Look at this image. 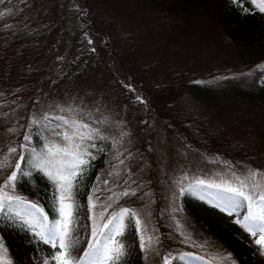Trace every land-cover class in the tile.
<instances>
[{
    "label": "trees",
    "instance_id": "obj_1",
    "mask_svg": "<svg viewBox=\"0 0 264 264\" xmlns=\"http://www.w3.org/2000/svg\"><path fill=\"white\" fill-rule=\"evenodd\" d=\"M110 1L112 0H47L36 10V16L38 14L43 20L40 25L41 36L46 37L48 33L50 36L48 43L39 46L40 52H54L49 62L46 61L47 68L39 71L37 91L39 92L42 87L39 82L41 78L44 84L56 83L53 84L52 92L49 90L44 92V97L50 99L51 95L55 94L58 107L56 106L54 116L49 119L50 128L41 129V135L35 137V142L39 143L35 148L42 149L46 140L60 141L51 129L71 131L72 121L89 124L92 129L99 130V135L93 133L92 139L86 138L80 141L77 138V142L82 143L92 154L91 157H86L89 162L83 166V172L76 179L73 189L75 212L72 239L75 241V247L72 255L77 258V264H89L91 258L84 255L89 251V246H102L108 243V236H114L115 240L125 246L126 255L121 264H147L148 261L152 262L149 260L151 257L159 264H163L166 259L170 260V264H264V254L259 250V246L247 240L249 232L238 224H232L234 227H231L220 220L223 219L220 216L229 215L228 209L233 200V194L226 192L223 187H214L209 183L198 184L194 181L184 188L183 195L185 205L190 209L198 207L209 211L206 212L210 217L206 218L203 224L210 235L220 237L229 247L235 258L229 263L206 255L198 249L190 248L188 244L185 246L179 240L166 239L165 234L161 235L163 241L159 245L162 260L160 262L156 259V254L154 259L148 249H144L143 252L141 248L133 219L134 211L131 209L133 206L116 199L115 192H110L108 195L116 199L108 211L100 210V216L89 211L90 199L95 194L99 177L103 175L102 171L107 165L111 164L116 146L115 135L113 136L108 124L100 123L96 118L103 111L104 104L108 103L112 109L115 108L114 112L123 113L124 122L131 126L136 125L137 134L140 133L138 126H141L144 120L165 121L167 124L166 113H171L168 126H176L180 124V115V119L187 116L197 118L196 110L188 106L190 101L193 100V103L197 101L207 108L212 105L217 106L213 100L217 99L219 102L223 96L228 97V101L235 102L242 111L246 109L245 112H250L255 125L258 118H264V12H261L252 0H235V2L233 0H147L151 10L160 14L166 24L171 22V26H174V23L180 22L185 27L189 25V31L186 33L193 35L195 39L198 33L204 35L203 30H206L207 37L214 36L211 39H217L219 43L221 41L225 44L228 55L223 61L226 65H221L220 69L192 72V69H186L187 61L182 66L180 61L161 66L162 63L165 64L173 59V53L180 44L168 46V43L166 45L162 43L165 49L169 48L166 51H162L161 46L149 47L148 44L145 46L136 44L134 49L128 48L127 42L130 45L135 43H131L129 32L124 28L125 32H117V35L112 36L110 40L106 27L98 25L100 8L108 12L109 8L106 6ZM78 7L81 8L79 10L81 13L77 11ZM108 15L117 18L112 9ZM123 42H126V45H123L124 49L119 44ZM98 48L100 51L96 52ZM160 52L165 60L158 63L154 60V55ZM167 53L172 56H167ZM52 64H54L55 82H51ZM229 71L232 73L227 74ZM107 86H110V90L107 89L108 92L105 94L107 90L104 89ZM112 87L119 89H111ZM163 87L170 89L171 94L176 97H182V101L168 103L164 100L158 103L161 100H156L149 92L158 94ZM136 90L146 93L150 98L149 102H157L158 107L146 103L143 99V103L140 102L139 97L135 99L133 93ZM22 98L19 94L15 96V100L20 99V102ZM244 102L249 104L248 107L244 106ZM183 106L188 107L190 111L185 112ZM22 108L19 104L17 110ZM55 117H64L69 124L65 125L62 120ZM49 120L45 121V124ZM198 121L200 126L204 125L201 118ZM145 129L148 133L152 132V127L148 125ZM184 129H187V125ZM81 131L87 130L82 128ZM225 132L220 135L214 133L208 135L207 140L211 147L203 146L202 149L210 154L219 155L223 161L248 163L257 169L262 167L260 156L245 152L231 139L234 134ZM101 136L105 138L101 139ZM93 144L95 147H91ZM197 146L201 147V145ZM23 157L21 169L32 172V176L21 177L17 190L23 194L19 193V196L25 198L28 204L36 203L42 207L50 221L59 220V214L54 209L55 186L44 175L33 171L29 150L23 154ZM150 159L154 161L153 158ZM129 167H124L120 181L126 178ZM109 170L106 175L110 174ZM100 197L103 202L106 201L103 192ZM222 208L225 210L222 211ZM124 209L128 210V214L121 216ZM17 211L23 216L26 209ZM210 212L215 213V216ZM246 214L247 207L244 202L231 215L243 219ZM9 216L12 219L0 220V234L4 236L5 247L12 257V264H44L46 256L36 244L38 238L27 229L22 219L16 217L15 211L9 213ZM93 218L97 220L94 227ZM121 221L125 226L123 234L115 235V229ZM104 225L108 226L104 227ZM93 233L96 235L93 236Z\"/></svg>",
    "mask_w": 264,
    "mask_h": 264
},
{
    "label": "rangeland",
    "instance_id": "obj_2",
    "mask_svg": "<svg viewBox=\"0 0 264 264\" xmlns=\"http://www.w3.org/2000/svg\"><path fill=\"white\" fill-rule=\"evenodd\" d=\"M46 1L2 0L0 2V13L4 14L0 16V163L12 165V167L0 169V184L3 183L4 176L16 171L14 166L17 163L21 165L20 157L31 147L35 148L39 144L35 142L37 129L31 125L32 119L45 122L54 116L58 107L55 94L51 95L50 99L44 97V92L46 90L52 92L53 84L56 85V83L47 85L41 78L39 82L42 87L39 92L37 91L39 71L47 68V62L54 54V52L41 53L39 48L42 43H48L50 39L49 33L46 37L41 36L40 25L43 20L38 14L36 16V10ZM106 7L109 8L108 12L100 8V24L98 25L106 27L110 40L112 36L117 35V32H125L124 28L129 32L131 43H135L130 45L127 42L128 48L134 49L136 44H141V46L148 44L149 47L161 46L162 51H166L169 49H165L164 45L167 43L168 46L180 44L173 53V59L165 64L162 63L161 66H167L174 61H180V66H182L187 61L186 69H192V72H195L210 71L212 68L226 65L223 60L228 54L224 43L211 39L214 36L207 37L206 30H203L204 35L198 33L195 39L193 35L186 33L189 31V25L185 27L184 24L176 22L174 26H171L170 21L166 24L160 14L151 10L147 0H112ZM111 9L118 19L108 15ZM79 10H81L80 7L77 11L81 13ZM119 44L125 46L126 42ZM99 51L100 48L96 52ZM161 53L154 55V60L158 63L165 60L161 57ZM167 56H172V54L167 53ZM51 68V82H55L54 64ZM109 87L107 86L104 91L110 90ZM107 92L108 90L105 94ZM149 93L156 100H161L158 103L164 100L168 103L182 101V97L178 98L171 94L167 87L159 90L158 94ZM17 94L23 97L21 102L20 99L15 100ZM133 96L135 99L139 97L142 103V99L146 103L150 101L146 93L138 90L133 93ZM228 100V97L223 96L219 102L217 99L213 100L217 106L212 105L207 108L203 104L190 101L188 106L196 110L197 118H201L204 123L202 126L199 125L196 116L180 119V115V124L169 127L171 113H166L167 124L165 121L150 120L152 124L149 120L142 121L143 124L138 126L141 135L135 133L136 125L131 126L128 123V127V124L124 122L123 113L114 112L115 108L112 109L108 103L104 104L103 111L96 118L100 120V123L108 124L113 136L115 135L116 146L111 164L107 165V168L102 171L103 175L99 177L95 194L90 199L89 211L98 213L100 216V210L108 211L116 199H121L123 203L133 206L131 209L135 214L133 219H135L138 240L142 243L143 239L144 249H148L153 258L156 257L160 262L162 258L159 245L163 241L160 237L164 234L166 239L179 240L181 244L185 246L188 244L190 248L198 249L213 258L227 263L234 261L233 253L223 240L211 233L213 237L205 228L203 223L206 218L210 217L207 213L209 211L206 210V212L198 207L190 209L185 205L184 191H181L194 181H203L204 184L209 183L225 189L226 186L239 187V182L243 180L249 186L245 188V191H252L253 184L264 187V118H258L255 125L250 112H245L246 109L242 111L235 102ZM149 103L156 106L157 102ZM19 104L23 107L21 110H17ZM247 105L249 104L244 102V106ZM189 108L183 106L185 112H189ZM213 115L219 116L215 118ZM146 125L152 127V132H147ZM186 125L187 129L183 130ZM225 131L234 134L231 139L245 152L260 156L262 167L257 169L248 163L223 161L219 155L210 154L202 149L203 146L211 147L207 140L208 135L213 133L220 135ZM28 134H32L31 143L24 140V136ZM55 142L60 141L55 139ZM23 145L26 147H22ZM10 148H15L16 152H10ZM124 167L129 168L125 175L126 178L120 181ZM108 169H110V174L106 175ZM114 171H116L115 174ZM253 172L257 173L255 177L251 175ZM102 192L105 194V202L100 197ZM110 192H115L116 199L113 196L108 197ZM126 192L129 194L124 195ZM19 193L23 194L16 187V194L20 195ZM57 208L58 205L55 202V211ZM212 215L215 216V213ZM214 216L212 217L215 218ZM220 217L223 218L220 219L222 222L228 223L231 227L236 224L234 221L237 218L232 215ZM137 219L141 222L139 225L136 224ZM92 221L94 227L97 220L93 218ZM255 239L256 237L251 235L247 237V240L253 244H255ZM0 242L6 246L2 234H0ZM36 244L48 260L54 251L59 250L58 248L53 249L39 239ZM8 257L12 261L9 250ZM149 260L152 262L148 261L147 264H159L153 261L152 257Z\"/></svg>",
    "mask_w": 264,
    "mask_h": 264
},
{
    "label": "snow or ice",
    "instance_id": "obj_3",
    "mask_svg": "<svg viewBox=\"0 0 264 264\" xmlns=\"http://www.w3.org/2000/svg\"><path fill=\"white\" fill-rule=\"evenodd\" d=\"M252 2L261 12H264V0H252ZM3 15L0 13V16ZM55 119L62 120L65 125L69 124V121L64 117H55ZM31 125L37 129L35 135H41V129L50 128L51 121L49 120L45 124L44 121L34 118ZM82 128L87 131H81ZM71 129V131L51 129L61 142H48L46 140L42 149H29L33 171L44 175L56 188L55 197L59 220L50 221L42 207L36 203L28 204L25 198L16 194V187L21 177L31 178L32 176V172L23 171L19 163L14 166L16 171L4 176L3 183L0 184V220L12 219L9 213L15 211L16 217L22 219L27 229L32 231L39 240L49 244L53 249H59L54 251L50 260L46 259L44 264H77V258L72 255V250L75 247V241L72 239L75 212L73 189L76 179L83 172V166L89 162L86 157L92 155L87 151V147L82 143H77V138L80 141L86 138L92 139L93 133L99 135V130L92 129L89 124H79L76 121L71 122ZM100 138L104 139L105 137L101 136ZM24 140L31 143L32 134L25 135ZM22 147H26V145ZM91 147H95V145L93 144ZM9 151L14 153L16 149L10 148ZM20 159H24V157L21 156ZM9 167L12 165L0 163V169ZM251 175L255 177L257 173L253 172ZM197 183L203 184L204 182L198 181ZM239 185V187L229 186L225 188L226 192L233 194L228 214L231 215L233 211H237L246 202L247 214L244 215L243 219H236L234 222L249 232L251 236L256 237L254 243L259 246V250L264 254V187L253 184L251 186L253 190L249 192L245 191V188L249 187L246 181L241 180ZM213 186L217 187L216 185ZM257 189L259 190L257 191ZM128 194L127 192L124 193V195ZM18 209H26L23 216H21L20 211H17ZM221 210L225 209L222 208ZM126 214H128V210H122L121 216ZM140 223V220L137 219L136 224L139 225ZM107 226L104 225V227ZM124 227L121 221L115 229V235H122ZM95 235L93 233V236ZM107 240L108 243L102 246H89V251L84 254L85 257L91 258L89 264H121L126 255L125 246L115 240L114 236H108ZM141 248H145L143 239ZM0 264H12L8 257V249L2 242H0ZM165 264H170V260H166Z\"/></svg>",
    "mask_w": 264,
    "mask_h": 264
},
{
    "label": "bare ground",
    "instance_id": "obj_4",
    "mask_svg": "<svg viewBox=\"0 0 264 264\" xmlns=\"http://www.w3.org/2000/svg\"><path fill=\"white\" fill-rule=\"evenodd\" d=\"M220 23H221V22H220ZM245 28H246V27H245ZM219 71H220V70H219ZM225 72H226V71H224V73H225ZM221 73H222V72H221ZM224 73H223V74H224ZM228 73H229V72H227V74H228ZM220 78H221V77H220ZM220 78H219V79H220ZM224 79H225V78H224ZM228 81H230V80H228ZM220 82H221V81H220ZM230 82H232V81H230ZM221 84H222V83H221ZM230 85H231V83H230ZM233 85H234V84H233ZM228 89H229V88H228ZM232 89H233V88H232ZM196 102H197V101H196ZM34 137H35V136H34ZM39 137H40V136H39ZM36 138H37V137H36ZM40 139H41V138H40ZM41 141H42V140H41ZM162 200H163V199H162ZM158 202H159V200H158Z\"/></svg>",
    "mask_w": 264,
    "mask_h": 264
}]
</instances>
